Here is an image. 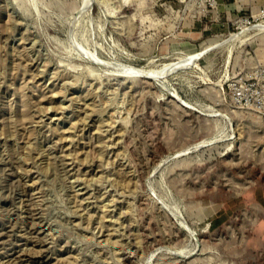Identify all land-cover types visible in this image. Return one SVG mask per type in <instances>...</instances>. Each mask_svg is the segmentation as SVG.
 <instances>
[{"label":"rangeland","instance_id":"rangeland-1","mask_svg":"<svg viewBox=\"0 0 264 264\" xmlns=\"http://www.w3.org/2000/svg\"><path fill=\"white\" fill-rule=\"evenodd\" d=\"M35 2L0 0V264H264V33L211 47L264 0Z\"/></svg>","mask_w":264,"mask_h":264},{"label":"bare ground","instance_id":"bare-ground-1","mask_svg":"<svg viewBox=\"0 0 264 264\" xmlns=\"http://www.w3.org/2000/svg\"><path fill=\"white\" fill-rule=\"evenodd\" d=\"M33 1V0H32ZM37 1V0H36ZM85 2V1H84ZM86 2H88V1H86ZM34 3H36L35 2V0H34ZM87 4V3H86ZM86 4H84L83 3V5H86ZM88 4H90V3H88ZM87 6V5H86ZM90 6V5H89ZM82 7V6H81ZM79 12V11H78ZM78 12H76V14L78 13ZM81 12L83 13L84 12V10H81ZM81 12H80V14H81ZM79 14V13H78ZM78 16V15H77ZM77 18V17H76ZM182 19H184V18H182ZM179 20H180V18H179ZM254 25V24H253ZM251 25L249 28L250 29H244V30H242L241 28V30H242V32L240 33H230V35H228V38L226 37V39L224 40V41H221L220 43H214V45L213 46H211L210 44V46L211 47H214V46H219L220 45V48H223L221 45H226L225 43H229V44H231L230 42H228V41H233L232 43L234 44V40H243V38H244V36L246 35V33L248 32V31H250V30H253L254 32H255V34H259V33H264V23H257L256 25ZM246 28V27H245ZM252 31V32H253ZM252 35V34H251ZM250 35V36H251ZM249 36V37H250ZM247 38V37H246ZM246 41V40H245ZM236 42V41H235ZM238 42H240V41H238ZM232 45V44H231ZM237 45V44H236ZM239 45V44H238ZM210 46H208L209 48H206V49H210L211 47ZM80 47V46H79ZM216 47V48H217ZM225 47V46H224ZM231 48V47H230ZM233 48V47H232ZM204 49V48H203ZM219 49V48H218ZM199 50V49H198ZM233 50V49H232ZM85 51V50H84ZM227 51V50H226ZM225 51V52H226ZM229 51H231V50H229ZM86 53H87V51H86ZM85 53V55H87ZM89 53V52H88ZM206 53V52H205ZM204 53V54H205ZM227 54H228V51L226 52ZM231 53V52H230ZM230 53H229V55H230ZM233 53V52H232ZM84 54V53H83ZM185 54V53H184ZM184 54H183V56H184ZM202 54V51L201 52H199L198 51V53H195L194 55H189V57H187V58H184V59H181L180 61H176V63H174L173 61V63L174 64H170V66L168 65V67L169 68H167V67H164V68H159V69H161V70H151L150 68L149 69H144V68H141V67H135V66H131V65H124V66H119V67H121V69H122V73L124 74H126V75H135V76H138V77H143V78H147V79H156V80H159V79H161L162 77H164L165 76V74H168L170 71H172V69H174V68H176L177 69V67H179L178 65H182V63H185L186 64V62H188V61H190L191 59H196V58H198L200 55ZM88 55H90V57H91V54H88ZM87 55V56H88ZM92 56H94V54H92ZM97 56V55H96ZM228 56V55H227ZM89 57V56H88ZM180 57V56H179ZM94 58V57H93ZM90 59H92V57L90 58ZM98 59V58H97ZM96 59V57H95V59H94V61L96 60L98 63H100V61L99 60H97ZM194 59V60H195ZM226 59H228L229 60V58H227L226 57ZM178 60H179V58H178ZM95 61V62H96ZM192 61V60H191ZM191 61H190V63H191ZM102 62V64H104L105 65V62L106 61H101ZM228 62V61H227ZM110 63V62H109ZM169 63H171V62H169ZM168 64V63H167ZM167 64H166V66H167ZM191 64H193V63H191ZM196 64V63H195ZM107 65V64H106ZM110 65H113V64H110ZM109 65V66H110ZM122 65V64H121ZM229 65V64H228ZM109 66H107V67H109ZM118 66V65H117ZM114 67V66H113ZM144 67V66H143ZM181 67V66H180ZM179 67V68H180ZM182 67H186V65L184 66V64L182 65ZM114 69H116L115 67H114ZM119 69V68H118ZM183 69V68H182ZM120 70V69H119ZM118 70V71H119ZM175 70V69H174ZM173 70V71H174ZM117 71V72H118ZM121 73V74H122ZM173 73V72H172ZM168 76V75H167ZM164 80L166 79V78H163ZM162 81V80H161ZM163 82V81H162ZM175 96V95H174ZM174 96H172V98L173 99H175L176 100V102L178 103V105L179 106H181V107H183V108H186V109H191V110H193V111H197L196 110V108L195 107H193L192 105H191V103H188L187 101H184L183 99H180L177 95V97L176 98H174ZM196 146V145H195ZM197 147V146H196ZM190 149V148H189ZM187 150L185 149V150H180V151H178V152H176L177 153V156L178 155H180V154H183L184 152H186ZM189 151V150H188ZM175 156H176V154H174ZM176 156V157H177ZM167 158V157H166ZM186 224V223H185ZM189 231V230H188ZM187 231V232H188Z\"/></svg>","mask_w":264,"mask_h":264},{"label":"built area","instance_id":"built-area-1","mask_svg":"<svg viewBox=\"0 0 264 264\" xmlns=\"http://www.w3.org/2000/svg\"><path fill=\"white\" fill-rule=\"evenodd\" d=\"M262 13H263V15H264V11H263Z\"/></svg>","mask_w":264,"mask_h":264}]
</instances>
